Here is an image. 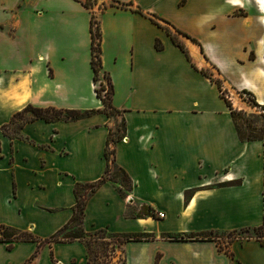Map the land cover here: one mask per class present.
<instances>
[{"label": "crops", "instance_id": "1", "mask_svg": "<svg viewBox=\"0 0 264 264\" xmlns=\"http://www.w3.org/2000/svg\"><path fill=\"white\" fill-rule=\"evenodd\" d=\"M93 1L87 9L77 0H0V127L26 105L102 110L92 15L100 82L109 81L121 113L69 122L29 116L7 134L0 129V225L40 240L66 225L75 184L102 177L109 129L123 118L112 157L132 189L122 198L117 183L102 184L86 202L83 229L148 235L124 245V264H264V142L239 139L210 80L221 81L231 103L247 92L264 105V0ZM142 208L164 217H137ZM201 232L223 236L167 237ZM0 264H87V248L79 240L0 242Z\"/></svg>", "mask_w": 264, "mask_h": 264}, {"label": "trees", "instance_id": "2", "mask_svg": "<svg viewBox=\"0 0 264 264\" xmlns=\"http://www.w3.org/2000/svg\"><path fill=\"white\" fill-rule=\"evenodd\" d=\"M85 8H92L94 5L93 0H77ZM111 6H114V3H111ZM120 7H125V4H120ZM153 23L160 26L155 20H152ZM161 27V26H160ZM167 34L170 36L172 42L177 45L182 51L185 52L184 47L179 42L177 36L170 32L167 28L163 27ZM178 35L186 37L192 40L194 43L196 41L191 39L187 34H184L176 30ZM90 36H91V69L93 72V82L95 84V93L96 96L100 99L103 108L102 110H73V109H58L54 107H45L38 108L32 105H26L21 111L15 113L11 118L10 122L6 125L0 127V129L7 134V129L10 125L14 124L16 120L22 119L25 114L30 113V120L42 119L46 122H57V121H76L86 117H89L95 113L102 112L105 113L109 118L115 120L116 116H120L121 113L119 110L115 109L112 106L111 96H112V86L109 81L106 79L105 83L100 82V71H101V59H100V41H101V32L98 22L95 20L94 16H91L90 20ZM156 48L160 49L161 46L157 43ZM205 76H209L207 72L202 71ZM210 77V76H209ZM220 93L221 98L225 101L226 106L230 111V115L233 119L235 130L241 141H263L264 142V128H256L253 126V121L249 119H244V114L241 111H236L226 96V92L222 89L220 80L211 79ZM98 84V87H96ZM251 102L254 106H258L255 102L253 96L250 93ZM243 117V118H242ZM255 119V117H254ZM242 120V124L240 121ZM27 121L25 119L23 123ZM125 133V125L123 118L120 122L114 124L113 128L109 129L106 147L104 151L105 157V170L102 177L92 183L86 184H75L74 186V195L76 198V203L73 207V214L69 222L64 225L61 229L52 234L49 238L45 240H40L34 234L28 231L19 230L13 227L0 225V242L6 243L8 249H11L15 242H35L37 243L38 248L44 244L55 243V242H70L74 240H79L84 243L87 248V264H92V254L93 245L101 246L103 252V257L106 261V264H111L108 259L111 256V253L115 248L120 250L121 256L119 257L118 262L114 264H124V245L130 241H140L148 240L149 236L145 234H128V233H109L105 229H97L92 232H86L83 229V218H84V209L88 198L95 193V191L104 183L112 182L117 183L119 187L117 188L119 195L122 198H125L126 193L130 192L132 189V182L127 176V174L115 165L113 155L114 148L109 149V145L115 146L116 143L121 141ZM112 157V158H111ZM224 184H219L223 186ZM152 216L148 211H144L142 208L138 213L137 217L142 216ZM233 233H228L227 236L232 235ZM223 235H218L213 232H201V233H190V234H168L167 237L173 240L179 241H191V240H217L216 238ZM109 250V251H108ZM35 254L32 256V258Z\"/></svg>", "mask_w": 264, "mask_h": 264}, {"label": "rangeland", "instance_id": "3", "mask_svg": "<svg viewBox=\"0 0 264 264\" xmlns=\"http://www.w3.org/2000/svg\"><path fill=\"white\" fill-rule=\"evenodd\" d=\"M254 2V1H253ZM249 12H246L244 10L235 11L236 15L246 16ZM96 87H98V84H96ZM227 96V95H226ZM232 107L236 111H241L244 114V119H249L250 121H253V126L258 128H264V105L262 106H254L251 102V96L249 97V94L247 92H239L236 95L232 96ZM231 102V101H230ZM29 116H31L30 113H27L24 115L22 119L16 120L15 125L11 127V130H14L15 126L20 124L22 121L27 119ZM255 117V119H254ZM243 118V117H242ZM240 124H242V120L240 121ZM12 132V131H11ZM260 230H256V234L260 235ZM252 233H233L230 236H227L225 238V242H229L231 239H234L235 237H238L240 235L241 237H247L250 236ZM93 251L92 254V264H106V261L103 257V252L101 250V246L93 245ZM109 251V250H108ZM121 256L120 250L118 248H115L114 251L111 253V256H109L108 261L111 264H114L118 262L119 257Z\"/></svg>", "mask_w": 264, "mask_h": 264}, {"label": "built area", "instance_id": "4", "mask_svg": "<svg viewBox=\"0 0 264 264\" xmlns=\"http://www.w3.org/2000/svg\"><path fill=\"white\" fill-rule=\"evenodd\" d=\"M109 149L110 150L112 149V145L111 144L109 145ZM150 214L151 215H155L157 218H163L164 217V214L161 213V212H151Z\"/></svg>", "mask_w": 264, "mask_h": 264}]
</instances>
